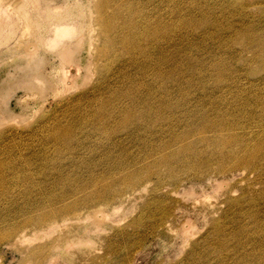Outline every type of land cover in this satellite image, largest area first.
Masks as SVG:
<instances>
[{
  "label": "rangeland",
  "instance_id": "1",
  "mask_svg": "<svg viewBox=\"0 0 264 264\" xmlns=\"http://www.w3.org/2000/svg\"><path fill=\"white\" fill-rule=\"evenodd\" d=\"M164 1L0 0V264H264V0Z\"/></svg>",
  "mask_w": 264,
  "mask_h": 264
},
{
  "label": "bare ground",
  "instance_id": "2",
  "mask_svg": "<svg viewBox=\"0 0 264 264\" xmlns=\"http://www.w3.org/2000/svg\"><path fill=\"white\" fill-rule=\"evenodd\" d=\"M95 1H96V0H95ZM104 1H105V0H100L99 5H98V4H97V5H98V6L102 5ZM106 1H107V0H106ZM150 1H152V0H150ZM119 2H120V1H119ZM121 2H122V1H121ZM165 2H167V1L165 0L164 3H165ZM168 2H169V0H168ZM94 3H96V2H94ZM109 3H111V2H109ZM122 3H123V2H122ZM124 3H125V2H124ZM142 3L144 4V3H146V2H142ZM152 3H153V2H152ZM155 4H156V3H155ZM166 4H167V3H166ZM168 4H169V3H168ZM115 5H116V4H115ZM150 5H151V4H150ZM157 5H160V4H157ZM163 5H164V4H163ZM98 6H97V8H98ZM141 6H142V4H141ZM106 7H107V6H106ZM142 7H145V5H143ZM154 7H157V8H158V6H155V5H154ZM163 7H164V6H163ZM167 7H169V6H167ZM111 8H112V7H111ZM139 8H140V7H139ZM112 9H113V8H112ZM151 9H154V8H151ZM137 10L142 12L143 10H145V8H144L143 10H142V9H140V10L137 9ZM155 10H157V9L155 8ZM155 10H154V12H155ZM159 10H160V8L157 10V12H158ZM161 10H162V9H161ZM165 10L167 11L168 9L165 8ZM165 10H163L162 13H163ZM170 10H171V9H170ZM98 11H99V10H98ZM145 11H146V10H145ZM135 12H136V11H135ZM154 12H153V13H154ZM159 12H160V11H159ZM97 13H98V12H97ZM105 13H106V12H105ZM146 13H147V12H145V13H143V14H146ZM153 13H152V15H153ZM160 13H161V12H160ZM162 13H161V15H162ZM164 13H167V12H164ZM164 13H163V14H164ZM102 14H103V13H102ZM106 14H107V13H106ZM128 14H129V13H128ZM130 14H131V13H130ZM133 14H134V13H133ZM143 14L140 13V12L138 13V15H143ZM150 14H151V13H150ZM168 14H169V13H168ZM96 15H97V14H96ZM131 15H132V14H131ZM135 15H136V14H135ZM138 15H137V18H138ZM146 15H148V14H146ZM146 15H145V16H146ZM161 15L158 14V15H157L158 18H159V16H161ZM164 15H165V14H164ZM164 15H163V16H164ZM143 16H144V15H143ZM148 16H149V15H148ZM155 16H156V15H155ZM155 16H154V17H155ZM163 16H162V17H163ZM108 17H109V16H108ZM116 17H117V16H116ZM151 17H152V16H151ZM162 17H161V18H162ZM140 18H141V16H140ZM140 18H139V19H140ZM145 18H146V17H145ZM152 18H153V17H152ZM163 18H164V19H162V20L165 21V20H166L165 17H163ZM103 19H104V18H103ZM131 19H133V18H131ZM153 20H155V19H153ZM168 20H170V19H168ZM168 20L165 21V22L168 23ZM100 21H102V20H101V17H100ZM100 21H99V22H100ZM107 21H108V20H107ZM140 21H141V20H139V22H140ZM144 21H145V20H144ZM144 21H143V22H144ZM146 21H147V18H146ZM146 21H145V22H146ZM170 21H171V20H170ZM170 21H169V22H170ZM128 22H129V21H128ZM131 22H132V21H131ZM158 22H159V21H158ZM161 22H162V21H161ZM102 23H103V22H102ZM105 23H107V22H105ZM105 23H104V24H105ZM147 23H148V22H147ZM166 23H165V25H166V26H169V25H167ZM139 24H140V27H138ZM143 24H144V23H143ZM154 24H156V26L158 27L157 23H154ZM163 24H164V22H163ZM170 24H171V23H170ZM100 25H101V24H100ZM107 25H108V24H107ZM107 25H105V26L107 27ZM131 25H132V28H133V26H134V30H133V31H135V33H138V32H139V33H142V34H143L144 26H142V23H141V22L138 23V21H134V19H133V23H131ZM146 25H147V24H145V26H146ZM150 25H151V24H150ZM150 25H149V26H150ZM152 25H153V23H152ZM159 25H160V24H159ZM161 25H162V23H161ZM170 27H171V26H170ZM136 28H138V30H137ZM146 28H148V26H146ZM146 28H145V30H147ZM150 28H153V29H154L155 27H153V26L151 27V26H150ZM150 28H149V31H150ZM161 28H162V26H161ZM167 28H168V27H167ZM171 28H172V27H171ZM99 29L101 30V28H99ZM107 29H108V27H107ZM107 29H106V30H107ZM128 29H129V28H128ZM162 29H164V27H163ZM169 29H170V28H169ZM169 29H168V30H169ZM113 30H114V29H113ZM156 30H157V29H156ZM164 30H166V29H164ZM168 30H167V31H168ZM101 31H102V30H101ZM154 31H155V30H154ZM154 31H153V32H154ZM161 31H162V30H161ZM139 33H138V34H139ZM144 33L146 34L147 31L144 32ZM150 33H151V32H150ZM150 33L148 32V35H147V34H146V35L149 36ZM155 33H156V32H155ZM161 33H162V32H161ZM166 33H167V32H166ZM142 34H140V35H142ZM156 34H157V33H156ZM170 34H171V31H170ZM157 35H158V34H157ZM165 35H166V34H165ZM168 35H169V34H168ZM130 36H131V35H130ZM143 36H144V35H143ZM151 36H152V35H151ZM161 36L163 37V33H162ZM170 36H171V35H169V39H171ZM125 37H126V36H125ZM133 37H134V36H133ZM137 37H139V36H137ZM141 37H142V36H141ZM149 37H150V36H149ZM159 37H160V36H159ZM144 38H145V39H148V38H146V37H144ZM153 38H154V37H153ZM164 38H166V37H164ZM129 39H130V38H129ZM141 39L143 40V37H142ZM145 39H144V41H147V40H145ZM157 39L159 40L160 38L157 37ZM157 39H156V37H155V40H156V41H155V40H154V41L156 42V45H158V44H157ZM127 40H128V39H127ZM131 40H132V39H131ZM137 40H138V41H137V44H139L138 42L141 41V40H139L138 38H137ZM151 41H152V38H151ZM154 41H153V42H154ZM170 41H171V40H170ZM147 42H149V41H147ZM158 42H159V41H158ZM162 42H168V41L166 40V41H162ZM129 43H130V42H129ZM150 43H151V42H150ZM171 43H173V41H172ZM143 44L145 45V43H143ZM143 44H142V46H143ZM146 44H147V43H146ZM151 44H152V43H151ZM151 44H149V45L151 46ZM164 44H165V43H164ZM120 45H121V44H120ZM149 45L147 46V48H146L145 50H147V49L150 47ZM161 45H162V43H161ZM170 45H171V44H170ZM138 46H139V45H138ZM138 46H136V47H138ZM142 46H140V47H142ZM152 46H153V45H152ZM154 46H155V45H154ZM154 46H153V47H154ZM159 46H160V45H159ZM159 46H158V48H159ZM171 46H172V45H171ZM140 47H139V48H140ZM145 47H146V46H145ZM161 47H162V46H161ZM154 48H155V47H154ZM156 48H157V46H156ZM165 48H166V46H165ZM95 49H96V48H95ZM107 49H108V48H107ZM163 49H164V48H163ZM145 50H144V51L142 50L143 53L145 52ZM151 50H152V49H151ZM165 50H166V49H165ZM100 51H101V50H100ZM142 51H141V52H142ZM156 51H158V49H157ZM163 51H164V50H163ZM163 51H162V52H163ZM101 52H102V51H101ZM146 52H147V51H146ZM149 52H151V51H149ZM153 52H155V51H153ZM153 52H151V53H153ZM158 52H159V51H158ZM160 53H161V52H160ZM99 54H100V53H99ZM148 54H150V53H148ZM145 55H146V53H145ZM151 55H152V54H151ZM151 55H150L149 57H151ZM160 56H161V55H160ZM163 56H164V55H163ZM163 56H162V57H163ZM165 56H166V55H165ZM146 57H147V56H146ZM162 57H159V58L162 59ZM155 58H157V57L155 56ZM164 58H165V57H164ZM144 59H145V58H144ZM149 59H150V58H149ZM153 59H154V58H153ZM153 59H152V60H153ZM155 60H156V59H155ZM130 61H132V60H130ZM130 61H129V62H130ZM161 61H162V60H161ZM161 61H160V62H161ZM164 61H165V60H164ZM142 62H143V61H142ZM142 62H141V64H142ZM144 62L146 63L147 61H144ZM153 62H154V61H153ZM155 62H156V61H155ZM158 62H159V61H158ZM170 62H171V59H170ZM170 62H169V63H170ZM147 63H148V62H147ZM161 63H162V62H161ZM166 63H167V62H166ZM166 63H165V64H166ZM165 64H164V65H165ZM121 65H122V64H121ZM166 65H167V64H166ZM143 66H144V65H143ZM146 66H147V65H146ZM154 66H155V65H153V68H154ZM219 66H220V65H219ZM120 67H122V66H120ZM157 67H158V66H157ZM151 68H152V67H151ZM153 68H152V69H153ZM162 68H163V66H162ZM165 68H166V67H165ZM193 68H194V67H193ZM166 69H167V68H166ZM179 69H180V68H179ZM156 70H157V69H156ZM172 70H173V69H172ZM161 71H162V70H161ZM161 71H160V72H161ZM170 71H171V70H170ZM216 71H217V70H216ZM155 72H156V71H155ZM222 72H223V71H222ZM156 73H157V72H156ZM165 73L168 74L167 72H165ZM217 73H218V72H217ZM157 74H159V76H160V73H157ZM157 74H156V75H157ZM164 75H165V74H164ZM221 75H222V73H221ZM162 76H163V75H162ZM162 76H161V77H162ZM168 76L170 77V74H169ZM166 77H167V76H166ZM218 77H219V75H218ZM155 78H156V77H155ZM161 79H162V78H161ZM172 79H173V78H172ZM154 80H155V79H154ZM158 81H159V80H158ZM158 81H157V82H158ZM161 81H162V80H161ZM162 82H163V81H162ZM163 86H164V85H163ZM166 88H167V86H166ZM161 89H162V88H161ZM164 90H166V89H164ZM167 90H168V89H167ZM184 90H185V89H184ZM163 93H166V92H165V91H164V92L162 91V95H163ZM160 94H161V93H160ZM159 96H161V95H159ZM165 96H166V95H164V97H165ZM167 96H169V95H167ZM162 97H163V96H162ZM162 97H161V99H162ZM169 97H170V96H169ZM182 97H183V96H182ZM166 98H167V97H166ZM159 99H160V98H159ZM164 99H165V98H164ZM167 99H168V98H167ZM167 99H166V100H167ZM151 100H153V99H151ZM181 100H182V98H181ZM103 101H104V100H103ZM132 101H133V100H132ZM137 101H138V100H137ZM159 101H161V100H159ZM169 101H170V100H169ZM172 101H173V100H172ZM179 101H180V100H179ZM179 101H178V103H180ZM183 101H184V100H183ZM183 101H182V102H183ZM209 101H210V102H214L213 100H210V99H209ZM140 102H141V101H140ZM148 102H149V103H153L152 101H151V102L148 101ZM162 102H163V100H162ZM173 102L175 103V101H173ZM176 102H177V100H176ZM149 103H148V104H149ZM166 103H167V105H168V102H166ZM166 103H165V104H166ZM170 103H171V101H170ZM174 103H173V104H174ZM184 103H185V102H184ZM135 104H137V103H135ZM171 104H172V103H171ZM171 104H170V105H171ZM150 105H151V104H150ZM161 105L164 106L162 103H161ZM167 105H166V106H167ZM170 105H169V106H170ZM178 105H179V104H178ZM143 106H144V105H143ZM156 106H157V105H156ZM173 106L175 107L176 104H174ZM180 107H181V104H180ZM170 108H171V106H170ZM178 108H179V107H178ZM178 108H176V109H178ZM195 108H196V107H195ZM195 108H193V109H195ZM160 109H161V108H160ZM168 109H169V108H168ZM174 109H175V108H174ZM144 110H146V109H144ZM169 110H170V112H172L171 109H169ZM191 110H192V109H191ZM198 110H199V109H198ZM200 110H201V109H200ZM142 111H143V110H141V112H142ZM151 111H152V110H151ZM194 111H195V110H194ZM139 112H140V111H139ZM146 112H147V111H146ZM200 112H201V111H200ZM137 113H138V112H137ZM143 113H144V112H143ZM197 113H198V112H197ZM138 114H139V113H138ZM149 114H150V113H149ZM199 114H200V113H199ZM199 114H198V115H199ZM144 115H145V114H144ZM135 116H137V115L135 114ZM193 116L195 117V115H193ZM200 116H201V114H200ZM138 117H139V116H138ZM149 117H150V116H149ZM154 117H155V116H154ZM197 117H199V116H197ZM205 117H206V116H205ZM200 119H201V118H200ZM202 119H203V118H202ZM207 119H208V118H207ZM203 120H204V119H203ZM200 121H201V122H199V123H201V126L199 127L198 130H197V129L195 130V131H198V135H199L200 138H201V137H202V138H207V135H208V137H209L210 134H207V132L212 131V130H209V129H210V125H213V126H216V125H217V126H219V123L217 122V119H215V118L213 119V121H211V120H209V119L206 120V122H205V120H204V121L200 120ZM207 121H209L210 123H207ZM203 122H205V123H203ZM202 123H203V124H202ZM215 123H217V124H215ZM191 124H192V123H191ZM199 125H200V124H199ZM193 126H194V125H193ZM194 127H195V126H194ZM214 128H215V127H214ZM212 129H213V128H212ZM213 130H214V129H213ZM212 132H213V131H212ZM187 133H189V132H187ZM194 134H195V133H194ZM212 135H213V134H212ZM212 135H211L210 137H212ZM183 136H184V135H183ZM185 136H186V134H185ZM187 136H188V135H187ZM187 136H186V137H187ZM232 136H233V135H232ZM189 137H191V136H189ZM189 137H188V138H189ZM213 137H214V136H213ZM224 137H225V136H224ZM224 137H223V138H224ZM197 138H198V137H197ZM221 138H222V137H221ZM226 138H227V137H225L224 140L227 142ZM228 138H229V137H228ZM231 138H232V137H231ZM183 139L185 140V137H184ZM183 139H182V140H183ZM207 139H208V138H207ZM210 139H211V138H210ZM229 139H230V138H229ZM232 139H233V138H232ZM189 140H190V138H189ZM197 140H198V139L193 140V141H197ZM212 140H214V139H212ZM215 140L217 141L216 138H215ZM221 140H222V139H221ZM224 140H223V141H224ZM230 140H231V139H230ZM187 141H188V140H187ZM200 141H201V140H200ZM216 141H215V142H216ZM228 141H229V140H228ZM184 142H185V141H184ZM197 142H198V141H197ZM197 142H194V143H197ZM229 142H230V141H229ZM235 142H237V139H235ZM189 143H191V141H189ZM187 145H188V144H187ZM190 145H192V144H190ZM190 145H188V146H190ZM193 145H194V144H193ZM185 146H186V145H185ZM166 147H167V146H166ZM190 147H191V146H190ZM192 147H193V146H192ZM181 148H182V147H181ZM186 148L189 149V147H186ZM188 149H186V151H187ZM178 150L180 151L179 146H178ZM182 150H183L184 153H185V148L182 149ZM189 150H190V149H189ZM189 150H188V151H189ZM180 152H182V151H180ZM261 152H262V148H261V147H257V146H255V145H250L248 148H245V152H244V154H243L242 156H238V157H237V155H234V156H236V157H235V159H236L235 162H236V163L240 162L241 164H244L245 167H254L255 165H254V163H253V159L257 158V157L261 154ZM174 154H175V153H174ZM229 157H230V156H229ZM231 157H232V156H231ZM226 160H228V159H226ZM230 161H231V160H230ZM221 162H222V161H221ZM223 162H224V161H223ZM225 162H226V161H225ZM228 162H229V161H228ZM228 162H226V163H228ZM231 162H232V161H231ZM222 164H223V163H222ZM226 165H227V164H226ZM228 165H230L229 168L233 166V164H228ZM231 165H232V166H231ZM236 165H238V164H236ZM238 166H239V165H238ZM240 166H241V165H240ZM240 166H239V168H240ZM224 167H226V166L224 165ZM233 167H234V166H233ZM235 167H236V166H235ZM235 167H234V169H236ZM242 167H243V166H242ZM242 167H241V168H242ZM213 168L216 169V167H213ZM218 168H219V167H218ZM239 168H238V169H239ZM241 168H240V169H241ZM223 169H224V168H223ZM238 169H237V170H238ZM216 170H217V169H216ZM216 170H214V171H216ZM218 170H219V169H218ZM226 170H227V168H226ZM226 170H225V171H226ZM232 170H233V168H232ZM232 170L230 171V169H229L230 172H232ZM244 170H245V169H244ZM244 170H242V171H244ZM225 171H224V172H225ZM227 171H228V170H227ZM234 171H235V170H234ZM245 171H246V170H245ZM211 172H213V171H211ZM222 172H223V171H222ZM230 172H228V173H230ZM220 173H221V172H220ZM225 173H226V172H225ZM72 202H73V201H72ZM76 202H77V201H76ZM78 202H79V201H78ZM230 202H231V201H230ZM67 204H68V203H67ZM75 204H77V203H75ZM75 204H74V205H75ZM69 205H70V204H69ZM69 205H68V206H69ZM70 206H71V205H70ZM73 207H74V206H73ZM64 208H66V207H63V209H64ZM75 208H76V207H75ZM73 209H74V208H73ZM77 209H78V208H77ZM66 210H67V209H65V211H66ZM72 211H73V210H72ZM63 212H64V211H63ZM59 214H61V213H59ZM47 217H48V216H47ZM44 218H46V217H44ZM47 219H48V218H47ZM52 219H53V217H52ZM48 220H49V219H48ZM52 221H53V220H52ZM46 222H47V220H46ZM47 223H48V222H47ZM49 223H51V222H49Z\"/></svg>",
  "mask_w": 264,
  "mask_h": 264
}]
</instances>
